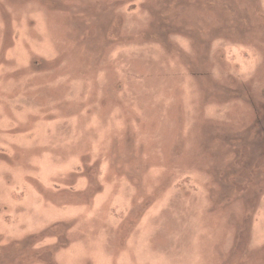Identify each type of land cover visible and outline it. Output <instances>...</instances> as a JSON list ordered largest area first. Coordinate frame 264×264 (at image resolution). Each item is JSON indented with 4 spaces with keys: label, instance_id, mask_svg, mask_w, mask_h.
Listing matches in <instances>:
<instances>
[{
    "label": "rangeland",
    "instance_id": "374dc122",
    "mask_svg": "<svg viewBox=\"0 0 264 264\" xmlns=\"http://www.w3.org/2000/svg\"><path fill=\"white\" fill-rule=\"evenodd\" d=\"M0 264H264V0H0Z\"/></svg>",
    "mask_w": 264,
    "mask_h": 264
}]
</instances>
